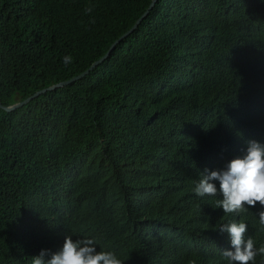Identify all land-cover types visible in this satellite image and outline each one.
I'll use <instances>...</instances> for the list:
<instances>
[{
    "label": "trees",
    "instance_id": "1",
    "mask_svg": "<svg viewBox=\"0 0 264 264\" xmlns=\"http://www.w3.org/2000/svg\"><path fill=\"white\" fill-rule=\"evenodd\" d=\"M150 1L0 0V102L85 70ZM248 140L264 143V0H157L83 78L0 109V264L65 235L122 264H229L219 226L255 240L259 221L192 189Z\"/></svg>",
    "mask_w": 264,
    "mask_h": 264
},
{
    "label": "clouds",
    "instance_id": "2",
    "mask_svg": "<svg viewBox=\"0 0 264 264\" xmlns=\"http://www.w3.org/2000/svg\"><path fill=\"white\" fill-rule=\"evenodd\" d=\"M91 12L89 7L85 10ZM63 62H72L71 56ZM219 170L205 169L198 181H194L193 192L198 196H216L219 184L221 199L216 207L223 213H240L250 207L259 221L260 236L253 240L245 237L247 223L230 221L219 226L230 238L231 249L223 250L229 264H264V143L248 140L246 149L228 156ZM213 181H217V186ZM245 205L247 207H245ZM93 238L73 239L65 235L62 246L56 251L42 249L33 256L32 264H122L116 254L96 248ZM47 257V258H46Z\"/></svg>",
    "mask_w": 264,
    "mask_h": 264
},
{
    "label": "water",
    "instance_id": "3",
    "mask_svg": "<svg viewBox=\"0 0 264 264\" xmlns=\"http://www.w3.org/2000/svg\"><path fill=\"white\" fill-rule=\"evenodd\" d=\"M157 0H151L149 5L147 6V8L144 10V12L141 14L140 17H138L135 22L133 23V25L128 29L126 30L124 33H122L116 40H114L111 45L109 46V48L107 49V51L101 56L99 57L98 59L94 60L85 70H83L82 72H80L79 74L77 75H74L66 80H63V81H60V82H57L55 84H52L48 87H45L43 89H40L36 92H34L33 94H31L30 96L22 99V100H19L15 103H12L10 105H3L1 102H0V109H3L7 112L9 111H12V110H15L16 108L26 104L28 101H30L31 99H33L34 97L38 96L39 94L41 93H44L48 90H53L55 88H58V87H62V86H65V85H68L76 80H79L81 78H83L85 75H87L91 70H93L98 64H100L103 60H105L109 55L110 53L112 52V50L115 48V46L121 42L122 40H124L129 34H131L139 25V23L142 21V19L147 15V13L149 12V10L153 7V5L155 4Z\"/></svg>",
    "mask_w": 264,
    "mask_h": 264
},
{
    "label": "bare ground",
    "instance_id": "4",
    "mask_svg": "<svg viewBox=\"0 0 264 264\" xmlns=\"http://www.w3.org/2000/svg\"><path fill=\"white\" fill-rule=\"evenodd\" d=\"M201 248V247H200Z\"/></svg>",
    "mask_w": 264,
    "mask_h": 264
}]
</instances>
